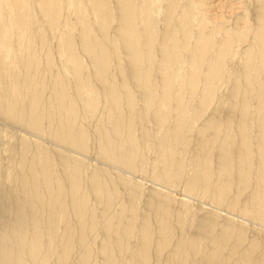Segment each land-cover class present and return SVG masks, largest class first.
<instances>
[{"label":"bare ground","instance_id":"1","mask_svg":"<svg viewBox=\"0 0 264 264\" xmlns=\"http://www.w3.org/2000/svg\"><path fill=\"white\" fill-rule=\"evenodd\" d=\"M1 124L0 264H264V0H0Z\"/></svg>","mask_w":264,"mask_h":264},{"label":"rangeland","instance_id":"2","mask_svg":"<svg viewBox=\"0 0 264 264\" xmlns=\"http://www.w3.org/2000/svg\"><path fill=\"white\" fill-rule=\"evenodd\" d=\"M1 127H3V128H5L2 124L0 125V128ZM17 130V131H16ZM15 130V128L13 129V128H11V131L14 133V134H19L20 133V131L18 130V129H16ZM4 138H2V141H1V143H0V145H1V147L3 146V143H4V141L6 140V137L5 136H3ZM4 139V140H3ZM90 156H92V158L90 157ZM87 158L90 160V158H91V163H93V162H96L97 160L96 159H93L94 158V156H93V154H88V156H87Z\"/></svg>","mask_w":264,"mask_h":264}]
</instances>
